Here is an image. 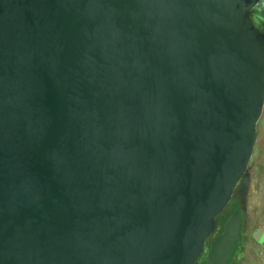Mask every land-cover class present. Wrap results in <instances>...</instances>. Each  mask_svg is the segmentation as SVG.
I'll list each match as a JSON object with an SVG mask.
<instances>
[{
	"label": "water",
	"instance_id": "obj_1",
	"mask_svg": "<svg viewBox=\"0 0 264 264\" xmlns=\"http://www.w3.org/2000/svg\"><path fill=\"white\" fill-rule=\"evenodd\" d=\"M260 1L0 0V264H227Z\"/></svg>",
	"mask_w": 264,
	"mask_h": 264
},
{
	"label": "rangeland",
	"instance_id": "obj_2",
	"mask_svg": "<svg viewBox=\"0 0 264 264\" xmlns=\"http://www.w3.org/2000/svg\"><path fill=\"white\" fill-rule=\"evenodd\" d=\"M257 142L249 168L250 186L247 197V214L250 217V232L264 229V110L257 124ZM264 247V245H263ZM257 249V253L252 249ZM243 264H264V252L248 237L244 248Z\"/></svg>",
	"mask_w": 264,
	"mask_h": 264
},
{
	"label": "trees",
	"instance_id": "obj_3",
	"mask_svg": "<svg viewBox=\"0 0 264 264\" xmlns=\"http://www.w3.org/2000/svg\"><path fill=\"white\" fill-rule=\"evenodd\" d=\"M249 16L251 17L255 25L260 29V31L264 33V0H261L257 4V6L254 9H252V11L249 13ZM251 163H250V166H251ZM235 212H238L240 214L239 198H238L236 191L234 192L229 204L224 208L223 212L215 218L216 227L212 233V236H211L212 238L216 237L218 234L222 232L224 223ZM241 245H242V242L240 241V239H238L236 242L234 252L229 257V262L234 261L233 259L234 254L238 253V250H240ZM209 246L210 244L208 243L205 247V251L209 249ZM201 264H205V259L201 261Z\"/></svg>",
	"mask_w": 264,
	"mask_h": 264
},
{
	"label": "flooded vegetation",
	"instance_id": "obj_4",
	"mask_svg": "<svg viewBox=\"0 0 264 264\" xmlns=\"http://www.w3.org/2000/svg\"><path fill=\"white\" fill-rule=\"evenodd\" d=\"M248 174H249V171H248ZM237 188H239V186ZM238 198H239V211L241 213L242 205H240V198H242V195H240V196L238 195ZM249 223H250V217H249V215H248V217L246 219H243V218L241 219V225H240V231H239V237H238V239H240V241L242 242V245L240 247V250H238V253L237 254H234V257H233L234 261L233 262H229V259H228L227 264H243L244 263V261H243L244 248H245L246 243L248 242V237L250 239H252L256 245H260L261 246V251L264 252V247H263V245H264V239H257V237H260L261 238V236L263 234L261 232H264V229H256L255 231L250 232ZM214 238L210 237L209 239L206 240L205 246H204V250H203L202 254L200 255L199 259L197 260V264H201V261L203 259H205L206 254H207V251H208V250L205 251V247H206V245L208 243L210 244V242ZM235 246H236V243H235ZM234 249H235V247H234ZM233 252H234V250H233ZM252 252L257 253V249L253 248L252 249Z\"/></svg>",
	"mask_w": 264,
	"mask_h": 264
}]
</instances>
